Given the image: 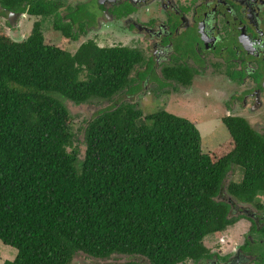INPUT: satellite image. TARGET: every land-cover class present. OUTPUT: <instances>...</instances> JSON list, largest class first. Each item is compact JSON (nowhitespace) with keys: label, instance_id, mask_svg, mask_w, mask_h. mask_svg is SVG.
<instances>
[{"label":"trees","instance_id":"16d2710c","mask_svg":"<svg viewBox=\"0 0 264 264\" xmlns=\"http://www.w3.org/2000/svg\"><path fill=\"white\" fill-rule=\"evenodd\" d=\"M153 64L141 49L94 40L73 53L40 24L23 43L0 32V242L17 251L5 264H197L211 257L205 239L238 220L223 195L264 209V139L245 120L224 118L233 149L215 160L195 123L159 101L152 113L123 101L142 92ZM163 75L192 85L180 68ZM154 79L157 92L175 87ZM97 101L80 139L67 103Z\"/></svg>","mask_w":264,"mask_h":264},{"label":"flooded vegetation","instance_id":"af4514ba","mask_svg":"<svg viewBox=\"0 0 264 264\" xmlns=\"http://www.w3.org/2000/svg\"><path fill=\"white\" fill-rule=\"evenodd\" d=\"M44 6L50 7V14L42 13ZM24 22L33 24L32 31L39 22L50 24L51 37L64 38L61 29L74 28L75 43L90 41V29L119 38L118 44L137 43L128 47L143 50L146 62L154 61L144 85L158 89L154 75L163 78L168 66L191 73L190 87L211 80L216 92H223L227 113L222 123L226 117L242 118L264 139V0H0V32L6 35L8 29V35L18 38L14 42L23 43L32 34L25 39ZM178 44L185 53H177ZM165 82L178 91L188 87ZM223 199L230 205V216L238 220L219 233V244L208 247L211 257L197 264H264V209L228 194ZM243 224L249 228L241 243L232 244L228 232Z\"/></svg>","mask_w":264,"mask_h":264},{"label":"rangeland","instance_id":"374dc122","mask_svg":"<svg viewBox=\"0 0 264 264\" xmlns=\"http://www.w3.org/2000/svg\"><path fill=\"white\" fill-rule=\"evenodd\" d=\"M36 21L34 20V23ZM42 31H44V34L47 35V41L51 45H68L69 50L73 53L80 47L83 41L79 43H75L74 41L67 40L66 38H62V36L58 37H51V34L53 33V27L50 24H45L44 22H39ZM2 25V24H1ZM25 25V28H23V36H25V39L28 37L29 33H31L33 24L31 22H24L22 23V26ZM90 35L93 36L89 38L88 40H94L97 42V44L101 47H111L115 46L114 42L116 44L119 43V38L112 36V38H108L106 33H99V29H90ZM6 36H8L12 41L18 40V38H14L13 34L12 37L8 35L9 30L6 29ZM54 36V35H52ZM86 42V41H84ZM124 46H138L137 43L130 42L128 40H121V44ZM177 53H185V50H183L180 45L176 46ZM179 66V64H176V67ZM169 67V66H168ZM160 73V72H159ZM194 73H197L196 71ZM199 76V74H197ZM155 78L160 79L164 81V77H159L157 74L154 75ZM198 80V79H196ZM157 81V80H156ZM213 81L209 80V82H196V84H193V87H187V90H179L177 92L173 91L172 88H167L165 91L161 90L157 92V87L154 84H148L143 86V90L140 94H135L130 96L124 95L123 101L131 102L133 104H136L138 108L142 109L145 113H152L157 111V109H160L159 107H154L156 105L157 101L161 103V105L165 106V109L176 116L186 118L190 120L191 122L195 123L197 128L202 134V148L204 153H213V159L217 160L218 157H220L222 154L230 153V151L233 149V146L229 148H225V146L230 143L231 137L229 134V131L227 127L222 123V118L224 117V114L227 112L224 110L225 105L224 99L221 98L222 91L216 92V84H212ZM215 83V82H213ZM158 84V83H157ZM223 87V86H222ZM171 93L169 94H163L167 91ZM231 94L228 93V96H226V99ZM140 99V100H139ZM161 99V100H159ZM101 102V101H99ZM98 101L95 102L94 105H81V106H74L73 103H67V107L70 111V114L73 116L74 124L72 127V131L76 136H79L80 139H82L83 134L79 131L81 126H85V120H89L91 117L94 116L95 110L98 108ZM105 104V103H104ZM97 106V107H96ZM100 106V105H99ZM159 106V105H158ZM154 107V108H152ZM157 108V109H156ZM225 111V112H224ZM222 148L224 150H222ZM221 152L222 154L216 155L218 152ZM236 176L231 175L230 180H235ZM248 226H240L235 230L234 233L231 234V232H228L229 236L228 239L231 238V243L233 244L234 241L239 242L242 238V234L244 232H247ZM230 229V228H229ZM240 233V235H239ZM221 234L211 235L207 237L205 240V243L207 246H210V248L215 247L219 242L221 241L222 236ZM225 235V234H224ZM241 243V241H240ZM17 256V251L15 249H12L10 247L5 246L2 242H0V264H5L6 261H13ZM140 261L141 263H146V260L143 258H136L133 257L129 259L125 256H115L113 259L101 261L96 260L93 258H90L85 255H77L73 262L71 264H122L127 261Z\"/></svg>","mask_w":264,"mask_h":264},{"label":"clouds","instance_id":"9594fccd","mask_svg":"<svg viewBox=\"0 0 264 264\" xmlns=\"http://www.w3.org/2000/svg\"><path fill=\"white\" fill-rule=\"evenodd\" d=\"M236 170H237V169H234L233 172H231V173H232L231 175L234 176V174L236 173ZM231 175L229 176V179H228V181H227V184L231 182V180H230ZM236 177H237V176H236ZM233 181H235V180H233ZM205 241H206V240H205ZM205 244H206V243H205ZM207 247H209V246H207Z\"/></svg>","mask_w":264,"mask_h":264}]
</instances>
